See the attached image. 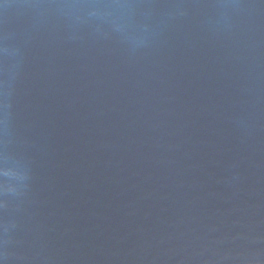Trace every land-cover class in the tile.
<instances>
[{
  "label": "water",
  "instance_id": "water-1",
  "mask_svg": "<svg viewBox=\"0 0 264 264\" xmlns=\"http://www.w3.org/2000/svg\"><path fill=\"white\" fill-rule=\"evenodd\" d=\"M0 264H264V0H0Z\"/></svg>",
  "mask_w": 264,
  "mask_h": 264
}]
</instances>
